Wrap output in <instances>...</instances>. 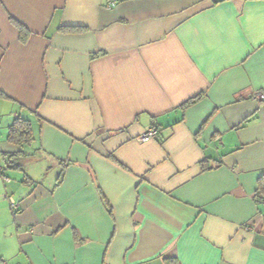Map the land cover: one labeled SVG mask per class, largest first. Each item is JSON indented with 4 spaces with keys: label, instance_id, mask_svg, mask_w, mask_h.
I'll return each mask as SVG.
<instances>
[{
    "label": "crops",
    "instance_id": "1",
    "mask_svg": "<svg viewBox=\"0 0 264 264\" xmlns=\"http://www.w3.org/2000/svg\"><path fill=\"white\" fill-rule=\"evenodd\" d=\"M258 93L264 0H0V260L264 264Z\"/></svg>",
    "mask_w": 264,
    "mask_h": 264
},
{
    "label": "trees",
    "instance_id": "2",
    "mask_svg": "<svg viewBox=\"0 0 264 264\" xmlns=\"http://www.w3.org/2000/svg\"><path fill=\"white\" fill-rule=\"evenodd\" d=\"M113 5H114V2L110 3L109 7ZM190 103L191 102H187L185 105L190 104ZM6 140L9 143L13 145H18V146L29 144L33 140L30 122L21 117H16L7 128ZM5 158H6V164L9 167L11 168L20 167L19 166L20 164L17 161L16 155H13V154L6 155ZM200 166L203 171L207 169L206 159L201 161ZM256 197L264 199V173L261 175V177L258 180ZM165 260L167 264H176V261L173 258H166ZM0 262L2 261L0 260Z\"/></svg>",
    "mask_w": 264,
    "mask_h": 264
},
{
    "label": "built area",
    "instance_id": "3",
    "mask_svg": "<svg viewBox=\"0 0 264 264\" xmlns=\"http://www.w3.org/2000/svg\"><path fill=\"white\" fill-rule=\"evenodd\" d=\"M264 98V94L263 93H258L254 96V99L256 100H262ZM157 132L154 129H149L148 131H146L140 138L139 140L142 142H146L149 141L151 139H153L154 137H156ZM4 180H6V178L3 177ZM14 204H12V207L14 208ZM0 264H4L3 262H0Z\"/></svg>",
    "mask_w": 264,
    "mask_h": 264
}]
</instances>
